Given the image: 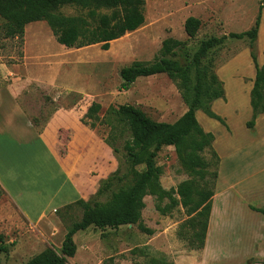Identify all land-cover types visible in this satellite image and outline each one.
Here are the masks:
<instances>
[{
  "label": "rangeland",
  "instance_id": "rangeland-1",
  "mask_svg": "<svg viewBox=\"0 0 264 264\" xmlns=\"http://www.w3.org/2000/svg\"><path fill=\"white\" fill-rule=\"evenodd\" d=\"M261 6L264 12V0H145V23L112 41L108 50L101 44L68 48L57 41L46 21L29 23L24 39L10 38L5 35L6 20L0 17V183L6 188L0 197V234L8 246V252L0 253L2 264H26L49 246L60 250L67 227L81 218L82 209L70 211L65 221L56 210L80 198L90 199L117 169L131 133L112 129V107L133 104L156 121L173 123L188 109L183 94L185 91L190 100L193 98L198 70L204 85L219 66L240 54L238 70L247 75V38L227 37L201 58L198 69L194 55L203 40L254 28ZM59 12L84 19L88 13L72 5L63 6ZM189 16L202 22L193 38L185 31ZM262 29L263 37L264 24ZM167 38L185 43L171 57L189 70L188 89L181 86L180 79L161 73L139 77L129 90H123L121 69L134 61L152 63ZM258 52L264 56V51ZM94 101L102 105L101 111L94 119L84 117ZM199 112L197 119L203 128L209 129L203 122L206 118L212 128L207 131L214 135L223 132L225 124L203 110ZM224 113L237 144H247L241 125L245 112L240 111L238 118L229 110ZM226 138H221L223 144ZM203 156L210 164L209 172L215 171L217 158L209 149ZM237 157L247 161V149ZM157 164L162 169L160 184L166 190L199 178L182 164L174 146L160 150ZM251 169L235 178L225 172L220 186L234 183V197L251 201L246 193L247 184L252 182L246 175L253 172ZM73 192L76 194L71 195ZM145 203L143 223L153 234L132 224L104 229L92 225L74 236L77 253L68 259L69 264H144L150 257L173 264H264L262 222L260 240L247 243L246 218L241 212H230L212 232L209 249L216 247V252L205 251V247L198 250L178 235L188 219L182 206L162 214L156 205H167V197L146 195ZM247 245L252 249L248 255Z\"/></svg>",
  "mask_w": 264,
  "mask_h": 264
},
{
  "label": "trees",
  "instance_id": "trees-1",
  "mask_svg": "<svg viewBox=\"0 0 264 264\" xmlns=\"http://www.w3.org/2000/svg\"><path fill=\"white\" fill-rule=\"evenodd\" d=\"M72 5L86 9L87 17H70L59 12L63 6ZM145 0H0V17L6 20L5 35L10 38L24 39L25 29L29 23L46 21L57 41L68 48H82L101 44L108 50L110 43L129 32L139 29L146 21L144 14ZM109 10L110 12H100ZM262 6L255 21V26L248 31L228 36L211 37L203 40L194 55L198 69L201 58L210 49L225 42L227 37L249 40L252 60L256 67V77L251 90V106L253 114L247 122L253 128L257 117L264 113V64L257 61V36L261 22ZM202 22L198 17L189 16L185 21V31L191 38L195 37ZM185 43L175 38L163 41L160 54L152 63L134 61L121 69V88L129 90L139 78L166 73L181 80V86L187 90L191 74L185 64L173 59L171 55L176 49H182ZM194 95L190 100L184 91L183 97L188 104L187 111L175 122L156 121L144 110L133 104H122L111 108L115 114V122H109L117 133L129 130L131 138L124 144L125 155L117 169L103 180L96 193L88 200L80 198L57 209L58 216L65 221L69 212L82 209V216L67 227L60 250L52 246L34 256L26 264H69V258L77 253L74 236L77 232L94 225L99 228H118L123 225H138L146 233L153 234L143 223V209L146 207L145 196L155 195L167 197L165 206L157 204L162 214L170 213L174 208L182 206L188 216L178 235L185 242L189 241L195 249H203L209 227L212 210V199L218 177L217 169L209 172L210 164L203 153L209 149L217 158L220 157L213 148L215 135L204 130L197 119L196 111L201 109L209 117L225 120L212 110V102L225 98L223 82L216 72L210 81L203 85L200 71L197 73ZM99 102H92L84 117L94 119L101 111ZM82 118V122L86 123ZM116 137V134H114ZM115 152L118 148L108 142ZM164 146H174L182 164L199 178L187 179L177 188L166 190L160 184L162 169L157 164L158 153ZM143 166L142 169L140 167ZM210 175V178H208ZM5 194L0 184V197ZM264 216V208H254ZM8 252L3 234H0V253ZM0 264L1 257H0ZM144 264H173L166 259L150 257Z\"/></svg>",
  "mask_w": 264,
  "mask_h": 264
},
{
  "label": "crops",
  "instance_id": "crops-1",
  "mask_svg": "<svg viewBox=\"0 0 264 264\" xmlns=\"http://www.w3.org/2000/svg\"><path fill=\"white\" fill-rule=\"evenodd\" d=\"M263 13L264 12H262V14ZM263 24L264 22L262 15L257 41H256L258 49L262 51H264V36L262 37ZM25 33H26V29H25ZM239 55L240 54H237L236 56L232 57L226 63H224L223 65L219 66L216 69L217 76L224 84L225 98H219L213 101L212 110L225 120L227 126L224 125L225 128H223V132L220 131L221 132L220 134H216L215 140L213 141V148L219 155L220 162L217 168L218 177L215 186V194L212 199V210H211L209 227H208L206 243L204 248L205 251H208L209 249L212 232H214L215 228L220 224L221 220L224 217H228L230 212L232 213L241 212L243 213V217L246 218L247 243L259 241L261 235H263L260 231L259 224L260 222L264 224V220H263L264 216L262 215V213L258 212L257 210H254L253 207L264 208V113L260 114L257 117L253 128H249L247 125H246L247 128L245 127V123H247L251 119L253 114L250 94L254 86V79L256 77V67L252 60L250 49L247 47V60L249 64L247 75L240 72L238 70L239 67L241 66L240 60L238 58ZM257 61L259 65L264 64V56L263 55L261 56L259 52L257 56ZM200 110L201 109L196 111L197 117L200 114L199 112ZM224 110L231 111L233 113L232 115L235 118L239 117L238 115L240 111L245 112L241 121L242 122L241 125L243 129H245L243 131L245 133V138H247V144L246 143H242L241 145L240 143L237 144L236 139L233 136L234 134H232L235 133V131L233 129L231 122L229 121V117L227 118L224 115L225 114ZM186 111L187 109L184 111V113ZM203 122L207 126H209V129L207 130L212 129L209 120L204 118ZM219 127L221 126L219 125ZM79 129L80 128L78 127L77 130ZM204 130L207 131L205 128ZM223 135L227 137L225 139L226 143L224 144L221 142V138L223 137ZM246 149H247V161H244L242 158H238L237 155L241 154L242 151ZM61 154H64V152L61 151ZM240 159L242 161H240ZM251 167L252 169L250 171L253 172H249L246 175L247 181L248 180L252 181L250 184L248 183L249 185L247 184V192H246V193L249 192L250 195L249 198H251V201L247 200L246 203L244 202L245 197L243 198L242 196L241 198L234 197L232 192L237 188V185L234 183L233 186L232 184L227 185L223 188L220 186V182L222 181L225 172L227 173L228 177L235 178L237 177L238 173H240L241 171H247ZM244 177L245 175L242 177V179ZM0 179H1V172H0ZM2 186L4 187L3 184L1 185V187ZM3 189L6 192V188L4 187ZM9 191L7 192L11 194V191L10 192ZM75 194L76 192L75 193L73 192L71 195H75ZM251 202H255V203H251ZM241 235L243 236L242 240H244L245 234L242 232ZM247 250H248L247 251V255H248L252 249L250 246L247 245ZM209 251L216 252V247L209 249Z\"/></svg>",
  "mask_w": 264,
  "mask_h": 264
}]
</instances>
